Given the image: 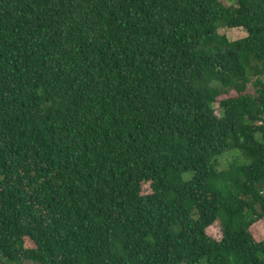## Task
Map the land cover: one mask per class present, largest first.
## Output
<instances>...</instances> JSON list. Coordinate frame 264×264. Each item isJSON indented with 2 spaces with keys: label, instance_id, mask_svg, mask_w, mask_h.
<instances>
[{
  "label": "trees",
  "instance_id": "1",
  "mask_svg": "<svg viewBox=\"0 0 264 264\" xmlns=\"http://www.w3.org/2000/svg\"><path fill=\"white\" fill-rule=\"evenodd\" d=\"M263 187L264 0H0V264H264Z\"/></svg>",
  "mask_w": 264,
  "mask_h": 264
},
{
  "label": "rangeland",
  "instance_id": "2",
  "mask_svg": "<svg viewBox=\"0 0 264 264\" xmlns=\"http://www.w3.org/2000/svg\"><path fill=\"white\" fill-rule=\"evenodd\" d=\"M220 1L223 4H225L226 6H229V5L233 4V0H220ZM217 32H218V34L224 35L229 41H233V40L242 38V37H244L246 35L244 30L241 29V28H228L226 26H220L218 28ZM220 98H218V99H220ZM214 107L217 109L218 112L220 111L218 109V105L217 104H215ZM233 159L234 160L235 159H239L238 153L233 152V151H228V152L224 153L223 155H221L218 158L219 169H224L228 165V163L231 162ZM188 176H189L188 174L185 175V178L188 177ZM263 194H264V187H263ZM208 233L211 236L215 237V238H220L219 229H218L217 225H213V226L209 227L208 228ZM2 264H12V263H9V262H6V261L3 260ZM22 264H33V263H31V262H23Z\"/></svg>",
  "mask_w": 264,
  "mask_h": 264
}]
</instances>
